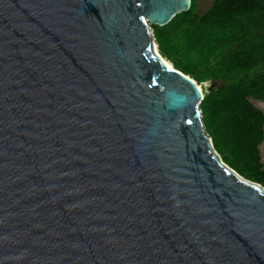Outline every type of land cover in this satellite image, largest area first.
Segmentation results:
<instances>
[{
  "label": "water",
  "instance_id": "1",
  "mask_svg": "<svg viewBox=\"0 0 264 264\" xmlns=\"http://www.w3.org/2000/svg\"><path fill=\"white\" fill-rule=\"evenodd\" d=\"M191 5L0 0V264H264V187L151 27Z\"/></svg>",
  "mask_w": 264,
  "mask_h": 264
},
{
  "label": "trees",
  "instance_id": "2",
  "mask_svg": "<svg viewBox=\"0 0 264 264\" xmlns=\"http://www.w3.org/2000/svg\"><path fill=\"white\" fill-rule=\"evenodd\" d=\"M200 7V0H192L189 10L154 26V37L160 53L177 69L199 84L219 82L204 89L205 129L223 161L253 179L227 157L249 169L256 161L255 171H264L259 149L264 113L249 101L264 100V0H212L207 10ZM255 123L260 125L258 139L252 136Z\"/></svg>",
  "mask_w": 264,
  "mask_h": 264
},
{
  "label": "rangeland",
  "instance_id": "3",
  "mask_svg": "<svg viewBox=\"0 0 264 264\" xmlns=\"http://www.w3.org/2000/svg\"><path fill=\"white\" fill-rule=\"evenodd\" d=\"M200 11H205L207 10L211 5H212V0H200ZM151 27L154 28V25L151 24ZM212 82H204L201 85H203V89H207L211 86ZM256 128L253 130V137H255L256 139H258L259 137H261V131L259 129L260 125H257L255 123ZM264 140V139H263ZM249 157H247L248 159ZM227 160L231 163L236 165V167H239V169H241V171H243L244 173H246L247 175H250L251 177L253 176V179H256L257 181L253 180V179H249L247 177H245L246 179L255 182V183H259L264 187V171L262 172H257L255 171L256 169H254V166H256V161H251V165H253L252 169L247 168L246 166H241V164H239L236 160L235 162L233 161V159L231 157H227ZM250 162V161H248ZM236 163V164H235ZM257 168V167H256ZM264 169V168H263ZM262 170V169H260ZM253 173V174H252ZM244 177V176H243ZM259 181V182H258Z\"/></svg>",
  "mask_w": 264,
  "mask_h": 264
},
{
  "label": "bare ground",
  "instance_id": "4",
  "mask_svg": "<svg viewBox=\"0 0 264 264\" xmlns=\"http://www.w3.org/2000/svg\"><path fill=\"white\" fill-rule=\"evenodd\" d=\"M156 48H157V47H156ZM157 51H158V49H157ZM165 60H167V59L165 58ZM167 62L171 65V62H170L169 60H167ZM200 88H201V90H203V92H204L203 85L200 84Z\"/></svg>",
  "mask_w": 264,
  "mask_h": 264
},
{
  "label": "snow or ice",
  "instance_id": "5",
  "mask_svg": "<svg viewBox=\"0 0 264 264\" xmlns=\"http://www.w3.org/2000/svg\"><path fill=\"white\" fill-rule=\"evenodd\" d=\"M143 19V18H142Z\"/></svg>",
  "mask_w": 264,
  "mask_h": 264
}]
</instances>
